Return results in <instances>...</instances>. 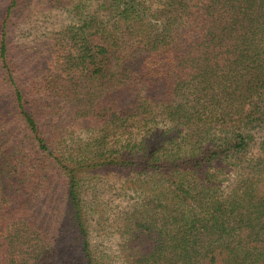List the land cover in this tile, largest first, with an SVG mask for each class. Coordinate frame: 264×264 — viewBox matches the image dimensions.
Instances as JSON below:
<instances>
[{"label": "trees", "instance_id": "16d2710c", "mask_svg": "<svg viewBox=\"0 0 264 264\" xmlns=\"http://www.w3.org/2000/svg\"><path fill=\"white\" fill-rule=\"evenodd\" d=\"M17 1L0 68L37 163L0 128V264H264V0H83L42 65L83 129L68 145L18 87ZM108 172L134 195L106 216ZM42 184L62 209L38 205Z\"/></svg>", "mask_w": 264, "mask_h": 264}, {"label": "rangeland", "instance_id": "374dc122", "mask_svg": "<svg viewBox=\"0 0 264 264\" xmlns=\"http://www.w3.org/2000/svg\"><path fill=\"white\" fill-rule=\"evenodd\" d=\"M17 2L10 11L5 30L11 60L18 66L16 73L18 87L24 95L26 105L34 106L38 123L45 136L51 134L55 140L63 141L64 145H68L73 138L83 139V129L78 128L70 120L68 106L62 99L50 94L46 88L45 70L42 67L46 60L50 61L46 59V48L50 43L51 33L59 30L62 25L69 24L72 16L73 19L78 18V12L83 14V0H18ZM9 4L10 0H0V25ZM6 77V72L0 68V128L6 139L10 138L11 149L16 150L17 146L20 147L21 157L36 164L37 156L35 151L31 152L29 149L31 145L28 132L23 121L16 114L13 89ZM133 130L136 134L135 129ZM0 148L6 149V146L0 145ZM44 171L49 177V182L54 181L51 170L45 168ZM131 178V175L125 176L114 172H108L99 178L101 183L96 185L95 190L98 201L104 200L109 203L110 209L105 210L106 216L110 212H116L130 196L134 195L124 185L126 180ZM42 186L43 184L38 187L37 195L42 196V200H38V205L46 210L52 203L56 209H62L60 197L56 195L60 191L56 193L53 185V196H44L41 194ZM56 187L60 188L57 185ZM92 237L94 241L100 242V239L105 238L104 231L96 229ZM109 241L112 239H104L97 247L107 250Z\"/></svg>", "mask_w": 264, "mask_h": 264}]
</instances>
